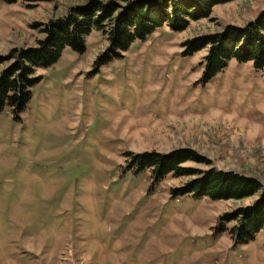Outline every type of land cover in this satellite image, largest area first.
<instances>
[{
    "label": "rangeland",
    "instance_id": "obj_1",
    "mask_svg": "<svg viewBox=\"0 0 264 264\" xmlns=\"http://www.w3.org/2000/svg\"><path fill=\"white\" fill-rule=\"evenodd\" d=\"M87 1L0 0V56L36 47L44 24ZM263 10L264 0L218 4L100 63L108 41L93 30L84 51L67 47L39 70L19 118L0 111V264H264V229L238 243L221 220L255 197L173 198L195 177L155 182L130 161L191 150L210 164L185 167L264 185V69L232 60L203 83L207 47L181 54L185 40L244 27Z\"/></svg>",
    "mask_w": 264,
    "mask_h": 264
},
{
    "label": "trees",
    "instance_id": "obj_2",
    "mask_svg": "<svg viewBox=\"0 0 264 264\" xmlns=\"http://www.w3.org/2000/svg\"><path fill=\"white\" fill-rule=\"evenodd\" d=\"M232 0H88L75 6L62 18L43 26V38L36 47L11 49L0 64L10 63L0 73V111L6 106L19 118L31 96V87L41 80L38 71L58 61L65 48L85 50L86 37L97 30L105 35L108 48L97 62L119 56L135 41L146 39L167 26L180 32L190 20L208 17L212 9ZM183 56H193L207 47L201 81L206 83L222 72L230 61L251 63L255 70L264 69V10L244 27L226 25L218 33L188 39L181 44ZM131 164L138 170L148 169L155 182L167 175L195 177L170 189L173 198L192 195L215 201L242 200L255 197L251 204L221 216L222 225L230 223L229 233L236 242L245 243L264 229V185L257 179L233 171L185 167L187 162L209 165V161L191 150L168 153L143 152L133 155Z\"/></svg>",
    "mask_w": 264,
    "mask_h": 264
}]
</instances>
